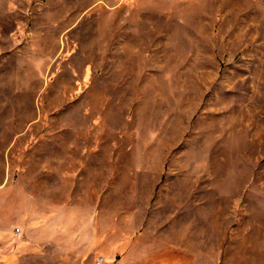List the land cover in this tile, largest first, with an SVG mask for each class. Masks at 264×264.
<instances>
[{
  "label": "rangeland",
  "instance_id": "1",
  "mask_svg": "<svg viewBox=\"0 0 264 264\" xmlns=\"http://www.w3.org/2000/svg\"><path fill=\"white\" fill-rule=\"evenodd\" d=\"M0 264H264V0H0Z\"/></svg>",
  "mask_w": 264,
  "mask_h": 264
},
{
  "label": "crops",
  "instance_id": "2",
  "mask_svg": "<svg viewBox=\"0 0 264 264\" xmlns=\"http://www.w3.org/2000/svg\"><path fill=\"white\" fill-rule=\"evenodd\" d=\"M3 258V257H2Z\"/></svg>",
  "mask_w": 264,
  "mask_h": 264
}]
</instances>
